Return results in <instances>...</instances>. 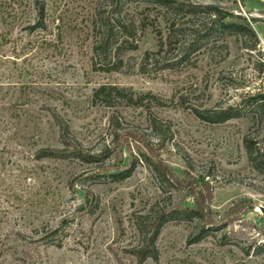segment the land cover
I'll return each instance as SVG.
<instances>
[{"label":"rangeland","instance_id":"374dc122","mask_svg":"<svg viewBox=\"0 0 264 264\" xmlns=\"http://www.w3.org/2000/svg\"><path fill=\"white\" fill-rule=\"evenodd\" d=\"M40 1L47 29L30 31L35 0H0V264H137L130 253L139 242L135 217L156 204L195 208L190 189L202 190L201 175L211 191L210 231L192 243L197 220L166 223L158 260L145 264H264V172L245 146L247 137H263L259 106L250 99L264 93V0H191L243 16L258 43L213 33L195 66L177 71L145 65L147 53L159 50V32L166 33L161 8L135 0ZM118 12L137 32L106 67L95 52L101 19ZM117 38L115 47L123 41ZM103 86L146 97L150 110L117 99L108 107L95 100ZM228 107L241 117L210 124L196 113ZM54 112L85 148L112 146L104 167L37 158L40 149L61 147ZM112 118L119 129H140L191 188L159 181L139 161L143 143L112 145ZM132 162L128 179L109 177ZM55 230L60 248L40 239Z\"/></svg>","mask_w":264,"mask_h":264},{"label":"trees","instance_id":"16d2710c","mask_svg":"<svg viewBox=\"0 0 264 264\" xmlns=\"http://www.w3.org/2000/svg\"><path fill=\"white\" fill-rule=\"evenodd\" d=\"M135 1H138L140 4L154 5L161 8L163 11V22L166 26L165 34L159 32V50L155 53H147L145 57V65L147 66L160 67L162 71H177L181 67H193L197 62L196 57L200 54L206 39L212 36L213 33L222 36L233 34L249 37L254 41L252 48H255L258 43L257 34L246 18L235 16L222 8L195 4L191 0ZM115 5L116 9L119 10V4ZM35 12L37 24L29 28L30 31L47 29L44 23L46 10L40 0H35ZM99 31L100 34L96 42L95 52L101 61L104 62L103 65L108 67L111 64V53L115 51L114 49L118 52L122 48V45L131 43L130 41L135 38L137 27L134 20H126L118 12L115 16L101 19ZM117 35L122 36L123 41L120 46L115 47V43L118 40ZM133 49L136 50L137 46ZM117 65L120 67L122 62L119 61ZM108 71L111 70L109 69ZM147 97L153 101H158L155 96L148 95ZM145 98L135 99L132 94L114 86H103L95 92V100L101 99L108 107H112V102L117 99L129 106L145 107L147 110H150L151 102L144 104ZM250 101L259 106V124L263 131V137L257 136L255 138L249 136L245 139V146L252 166L256 170L264 172V93L260 92L254 95ZM196 113L203 122L210 124H222L241 117L240 111L232 107L203 112L196 111ZM52 119L58 130L61 147L40 149L37 152L38 159H73L87 165L104 167L113 156L115 150L111 148V145H104L97 150L85 148L73 137L69 122L59 113L54 112ZM111 126L114 131L112 145L116 144V142H123L128 138L133 139L136 143H143L146 151L139 152V161L146 164L154 172L159 181L163 184H168L172 189L175 186L187 189L191 188L190 186H184L183 182L175 178L171 168L160 160L157 155L160 148L147 141L140 129H119V122L115 118H112ZM111 168L113 169L114 167ZM134 168L135 163L132 162L122 172L111 174L109 177L121 180L128 179L131 177ZM188 172H191V170H188ZM200 177L202 190L197 192L193 187L190 189V193L196 197L195 208L180 210L174 208L171 203L169 205L156 204L146 214H140L135 217L134 225L138 232L139 242L137 246L130 250V253L137 264H145L148 260H158V238L164 225L172 220H197L199 222L198 230L191 239L192 243L200 241L210 231V225L213 222L207 208V202L210 200L211 191L208 183L205 182L206 175H201ZM169 197H172V194ZM55 234H57L56 230L49 232L40 239L46 245L60 248L62 242L55 239ZM258 249L264 251V244H261Z\"/></svg>","mask_w":264,"mask_h":264}]
</instances>
